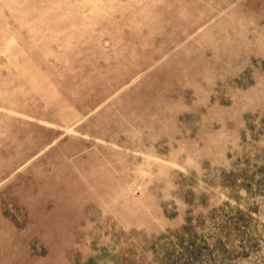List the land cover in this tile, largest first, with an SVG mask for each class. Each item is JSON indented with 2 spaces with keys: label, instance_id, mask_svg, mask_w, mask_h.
<instances>
[{
  "label": "rangeland",
  "instance_id": "1",
  "mask_svg": "<svg viewBox=\"0 0 264 264\" xmlns=\"http://www.w3.org/2000/svg\"><path fill=\"white\" fill-rule=\"evenodd\" d=\"M0 264H264V0H0Z\"/></svg>",
  "mask_w": 264,
  "mask_h": 264
}]
</instances>
